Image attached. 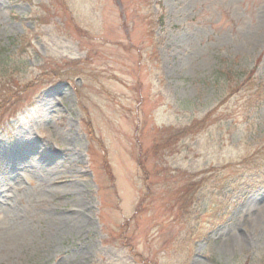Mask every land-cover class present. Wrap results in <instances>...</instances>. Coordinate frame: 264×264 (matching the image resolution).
Listing matches in <instances>:
<instances>
[{
    "label": "rangeland",
    "instance_id": "1",
    "mask_svg": "<svg viewBox=\"0 0 264 264\" xmlns=\"http://www.w3.org/2000/svg\"><path fill=\"white\" fill-rule=\"evenodd\" d=\"M0 264H264V0H0Z\"/></svg>",
    "mask_w": 264,
    "mask_h": 264
},
{
    "label": "trees",
    "instance_id": "2",
    "mask_svg": "<svg viewBox=\"0 0 264 264\" xmlns=\"http://www.w3.org/2000/svg\"><path fill=\"white\" fill-rule=\"evenodd\" d=\"M4 99H5V98H4ZM168 129H169V128H168ZM189 129H192V128L189 127ZM186 130H187L186 128H180V129H178L177 131H176V130H173L172 133H171V135H170L169 137L171 138V136L175 137V136H177V135H184ZM156 147H159V142H158V144L156 145ZM191 185H192V184H191ZM194 185H195V183H193L192 187H193Z\"/></svg>",
    "mask_w": 264,
    "mask_h": 264
}]
</instances>
